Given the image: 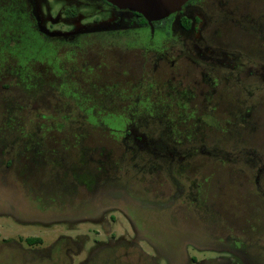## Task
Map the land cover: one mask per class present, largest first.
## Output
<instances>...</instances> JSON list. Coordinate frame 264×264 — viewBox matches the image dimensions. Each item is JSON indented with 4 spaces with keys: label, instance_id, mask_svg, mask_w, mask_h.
Instances as JSON below:
<instances>
[{
    "label": "rangeland",
    "instance_id": "rangeland-1",
    "mask_svg": "<svg viewBox=\"0 0 264 264\" xmlns=\"http://www.w3.org/2000/svg\"><path fill=\"white\" fill-rule=\"evenodd\" d=\"M256 1L258 8L242 11L257 16L264 0ZM18 19L14 55L8 50L0 61V84H13L0 94V264H80L89 256L112 264L123 253L122 264H264V62H241V93L215 79L204 109H213L218 126L173 146L156 118L174 123L176 104L139 91L140 62L121 61L133 54L89 49L74 56L96 59L87 67L55 62L54 46L25 22L21 30ZM240 36L242 52L264 60L261 36ZM160 42L156 33L153 44ZM32 57L25 69L14 62ZM177 67L155 75L206 90L192 83L196 68ZM13 68L24 70L10 75ZM136 108L146 139L130 137L126 148L122 134ZM23 130L29 135L17 139ZM225 238L249 248L238 253L214 243Z\"/></svg>",
    "mask_w": 264,
    "mask_h": 264
},
{
    "label": "flooded vegetation",
    "instance_id": "flooded-vegetation-1",
    "mask_svg": "<svg viewBox=\"0 0 264 264\" xmlns=\"http://www.w3.org/2000/svg\"><path fill=\"white\" fill-rule=\"evenodd\" d=\"M14 1L15 5H18L19 1L23 2L25 7V10H22L23 16L26 12L29 22L31 20L33 24L32 29L35 34L46 44L54 46L55 62H81V66L87 67L96 62V59L74 56H82L84 51L89 49L102 52L115 50L124 54H133L135 59L127 58L121 61L140 62L141 72L145 76L142 75L139 79V91L153 90L156 99H171L177 106H175L176 115L172 118L174 123H170L164 116L156 118L161 124L160 137L173 146L189 138L192 140L193 136L201 134L202 128L210 130L218 126L217 119L213 117V109L210 107L204 109L215 93V90H211L215 86V79L234 84L241 93L243 90L241 62H264L257 57L258 52L250 56L244 54L241 49L242 33L260 35L261 40L264 41V26L260 22L264 20V9L258 10L257 16H255L256 10L242 11L247 5L253 6L254 9L258 8L259 2L256 0H188L177 12L151 23L142 16L118 9L105 0H58V10L46 0ZM15 14L18 17V9ZM156 33L161 35L159 45L153 44ZM63 51L64 55H59V52ZM262 58L264 59L263 56ZM180 62H187L198 70L199 73L195 79H192V83L194 86L198 84L205 86L206 90L203 93H197V89H192L182 80L171 84L161 81L166 75H155L161 68H164L163 74L174 71L179 68L177 66ZM9 70L10 75H13L14 68ZM3 84L6 83L0 84V94L7 93L13 87L12 84L8 89L3 90ZM48 91L50 92L45 89L46 93ZM91 91L96 95L100 93L99 89L93 88ZM196 99H202L201 105L196 103ZM138 100L137 97L135 104ZM31 105L36 106L35 102ZM179 106L182 109L178 111ZM166 109L169 110L168 107ZM196 111H200L198 115L189 119V115H194ZM137 113V108L129 113L122 134L121 141L126 148H128L126 140L130 137H133L134 142H137V138L146 139V136L140 132L142 127L140 116H137L134 122L133 117ZM4 120L5 117L2 122ZM20 135H29L28 130L20 132L16 136L17 139ZM32 142L35 144L31 148L35 152V147L39 143L33 140ZM168 146L163 148L164 152H167ZM159 156L167 158L163 154ZM48 171L53 178H59L49 169ZM214 243L238 253L249 248L247 244H243L245 242L235 238H225L222 241L215 239ZM124 255L125 253L118 255L116 261L125 263L118 260L120 257H127ZM47 257L49 259L48 255ZM143 259L145 262L148 261L146 257ZM85 260L80 264L97 262L93 256ZM116 261L111 263L117 264Z\"/></svg>",
    "mask_w": 264,
    "mask_h": 264
},
{
    "label": "trees",
    "instance_id": "trees-1",
    "mask_svg": "<svg viewBox=\"0 0 264 264\" xmlns=\"http://www.w3.org/2000/svg\"><path fill=\"white\" fill-rule=\"evenodd\" d=\"M17 6V8H16ZM19 10V15L17 17V15L15 14L16 10ZM25 10L24 4L22 1H19L18 5H15V1L14 0H0V56H3V58L0 59L1 62H7V60H4L6 57L5 55H9L6 54L9 51H13L12 54L14 55V24H16L17 19L22 22V24H20V29L22 30L23 27L25 25H23V23L25 22V24H28V29L30 30L31 35H36L33 28V24L30 20L29 22V18L26 15L25 12V16H23V12L22 10ZM17 26V25H16ZM18 28V27H17ZM19 30V29H18ZM19 34H21V31L19 30L18 32V36ZM29 59H38L36 57H32V58H28V59H18V61H14L17 63L18 66H21L22 68H24L26 66V63ZM22 68H18V70H14V72H20L24 69ZM11 83H6L2 85V89L6 90L9 88V86H11ZM17 86L14 84V87ZM18 87V86H17ZM20 90H22L20 87H18ZM31 91V90H30ZM6 94V93H4ZM34 240L32 239H27L26 243L31 244Z\"/></svg>",
    "mask_w": 264,
    "mask_h": 264
},
{
    "label": "water",
    "instance_id": "water-1",
    "mask_svg": "<svg viewBox=\"0 0 264 264\" xmlns=\"http://www.w3.org/2000/svg\"><path fill=\"white\" fill-rule=\"evenodd\" d=\"M112 6L134 12L148 23L162 20L177 12L188 0H105Z\"/></svg>",
    "mask_w": 264,
    "mask_h": 264
}]
</instances>
